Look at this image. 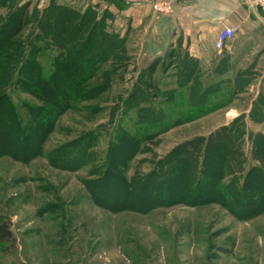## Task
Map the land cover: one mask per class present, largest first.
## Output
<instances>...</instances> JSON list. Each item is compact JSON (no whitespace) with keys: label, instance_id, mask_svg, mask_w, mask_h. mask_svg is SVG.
I'll return each mask as SVG.
<instances>
[{"label":"rangeland","instance_id":"obj_1","mask_svg":"<svg viewBox=\"0 0 264 264\" xmlns=\"http://www.w3.org/2000/svg\"><path fill=\"white\" fill-rule=\"evenodd\" d=\"M27 1L31 2L32 21L21 38L26 40L33 33L36 20L50 18L48 13L55 6L68 7L79 14L94 10V14L87 15L85 24L95 15L102 19L109 34L125 37L130 60L115 72L110 91L102 93L100 99L78 102L58 114L39 154L27 160L0 154V223H6L10 230L9 240L0 243V264H264V172L261 178L254 172L257 168L264 169V97L253 101L249 113L225 125L232 123L234 138L225 139L224 133H220L214 142L223 150L211 148L206 158L209 171L218 166L219 157L226 162L221 166L229 165L230 172L242 170L220 180L224 186L237 184L241 205L227 207L220 201L197 205L172 203L148 210L110 211L96 203L89 192L90 187L94 188L96 198L110 205L121 198L119 190L105 191L108 186L118 185L115 179L97 187L109 154L114 152V161L123 156L125 162L119 172L128 182L135 183L133 195L144 202L163 188L151 183L140 190L138 184L148 174L158 172L162 165L168 167L172 151L182 150L180 146L186 141L207 137L223 127L213 130L224 122V111L208 113L219 107L221 99L204 98L203 105L195 102L194 68L178 41L175 47L171 44L153 59L148 65L154 63L152 71L146 72L148 66H141L140 49L157 44L151 38L159 20L151 7L153 19L145 18L135 27L130 23L131 12L119 13L125 9L120 0ZM4 12L0 10L1 14ZM63 15L67 22L63 19L60 25L56 17L50 30L71 37L65 40L71 45L77 38L76 33L72 36L75 16L70 21L64 13L59 16ZM89 46L95 49L94 43ZM69 51L73 53L74 49ZM39 60L44 73H48L50 53L45 52ZM182 75L189 79L185 88L178 86ZM6 94L23 124L27 120L24 105H41L15 86L6 89ZM141 99H145L144 103ZM247 99L244 97L243 104ZM133 101L152 108L155 117L141 120L139 106L129 107ZM93 106L97 108L94 112ZM207 132L210 133L201 135ZM129 136L137 142L135 149L128 143ZM73 142L70 146L75 150L71 153L73 162L79 160L80 152L90 143L85 150L87 162L85 158L74 169L66 167L72 161L61 154ZM4 143L7 141L0 138V148ZM27 151L28 148L19 149L17 153L22 156ZM57 151L60 155L53 158L51 154ZM229 152L234 160L228 157ZM190 164V160H183V167ZM246 175L248 187L241 185ZM208 178L212 179L211 173ZM167 182L165 179L162 184ZM194 194L188 193L190 198ZM170 196L164 194L162 200ZM257 199L259 203L250 206L249 200Z\"/></svg>","mask_w":264,"mask_h":264},{"label":"trees","instance_id":"obj_2","mask_svg":"<svg viewBox=\"0 0 264 264\" xmlns=\"http://www.w3.org/2000/svg\"><path fill=\"white\" fill-rule=\"evenodd\" d=\"M119 3L121 7L125 5L121 0ZM30 6L31 2L27 0L24 2L22 0H0V10L5 11L4 14L0 13V138L7 141L0 148V154H6L20 160H27L40 153L41 144L52 130L58 114L73 107L78 102L101 98L102 93L110 91L112 87L110 81L115 76V72L125 67L130 60L125 37L121 38L117 34H109L102 19L97 18L95 15L93 20L89 19L88 25L85 24L87 15L89 13L94 14V10L79 14L71 8L55 6L56 8L48 13L51 16L50 18L36 20L34 22L36 28L32 30L33 33H30L26 40L21 38L22 31L32 21ZM61 13L68 15L70 21L73 20L71 17L75 16V22L72 25V36L76 33L77 38H74L71 45L65 43V40L71 37L61 35L64 32L50 30V27L54 28L55 22L53 19L56 17L60 25L63 19L67 22L66 16L63 15V18L59 16ZM89 43L95 44L94 50H91ZM68 49H74L73 53ZM45 52L50 53L48 73H44V67L39 60V57ZM106 64H109V66L105 67ZM115 67L118 68L115 70ZM153 67L154 63L148 66L146 72L152 71ZM179 78L182 81H179L178 86L182 87L188 81V78L183 75ZM9 85L20 88L23 92L30 94L32 98L41 102L40 106H32L27 103L24 105L27 117L24 124L20 121L15 106L6 94ZM144 100L141 99V102L144 103ZM137 106H139V103L134 101L129 105V107ZM91 109L93 112L97 110L96 106L91 107ZM139 112V118L145 121L156 115V112L150 107L139 106ZM220 133H224L225 139L234 138L232 123L221 127L217 132L207 137H195L186 141L180 146L182 150L178 148V151L177 149L172 151L168 160L171 162L170 164L167 163L168 167L165 164L162 165L158 172L148 174L144 178L145 180L138 184L140 190H144L151 183H154L155 186L160 185L163 188L144 202L136 200L138 197L133 195V191L136 189L135 183L131 180L128 182L119 172L120 167L124 166L121 165L125 162L123 156L121 160L117 157L114 161L113 151L109 154L107 168L98 180L97 187L100 188L108 180L115 179L118 185L115 188L108 186L105 191L110 193L112 189L119 190L122 193L121 198L110 205V202H100L96 198L94 188L90 187L89 192L95 197L96 203L110 211L122 209L148 210L158 205L172 203L197 205L218 203L220 201L227 207L229 205H241L243 202L240 201L237 184L227 183L224 186L220 183V180L225 175L231 176L242 170H232L230 172L229 165L226 168L221 166L226 164L222 157L216 159L218 166L216 168L213 166L212 171H209L210 167L206 163L209 149L218 147L219 150H223L222 146L214 142L219 139ZM127 138L130 140L128 143L130 142L133 149H135L136 140L134 139V141L131 136ZM74 144L75 142L68 144L69 147L66 146L67 149L64 148L61 153L66 159L69 157L72 161L70 165L66 166L67 168L73 167L72 169L79 167L81 161L88 157L85 150L90 145V143H86L84 151L80 152L79 160L73 162L74 155L71 153L75 150L70 146ZM25 148H28L26 154L18 155V150ZM185 149L187 150L184 151ZM59 152H53L51 156L53 158L57 157L60 155ZM228 154V157L232 156L233 158L231 152ZM234 154L236 155V151ZM184 159L190 160L189 167H183ZM87 160L88 158L85 159L86 162ZM254 172L258 178H261L264 169L262 167L257 168ZM210 173L212 179L208 178ZM246 177L247 175L241 182L244 187H248ZM165 179L168 182L162 184ZM189 192L195 193V197L190 198ZM164 194H172V196L162 200ZM262 199H264V196ZM138 201L141 203L138 204ZM249 203L250 206L257 205L259 200H249ZM138 205H142L141 208H137ZM9 238L10 230L7 224L0 223V243L9 240Z\"/></svg>","mask_w":264,"mask_h":264},{"label":"crops","instance_id":"obj_3","mask_svg":"<svg viewBox=\"0 0 264 264\" xmlns=\"http://www.w3.org/2000/svg\"><path fill=\"white\" fill-rule=\"evenodd\" d=\"M124 1L122 8L125 9H120L119 13L131 12L132 26L137 27L145 18L153 19L148 4L140 0ZM171 2L172 13L157 18L159 27L151 38L157 44L140 49L141 66H148L171 44L175 47L174 43L178 41L194 68V87H189L195 90V102L203 105L206 104L204 98L221 99L217 109L208 111L225 113L224 122L213 130L249 113L253 101L264 97V18L259 8L253 0ZM135 8H139L138 12ZM224 26L235 28L236 32L221 50H216L214 43ZM244 97L248 99L243 104Z\"/></svg>","mask_w":264,"mask_h":264},{"label":"built area","instance_id":"obj_4","mask_svg":"<svg viewBox=\"0 0 264 264\" xmlns=\"http://www.w3.org/2000/svg\"><path fill=\"white\" fill-rule=\"evenodd\" d=\"M143 3L149 4L153 14L156 18L162 15L169 14L172 11L171 0H140ZM255 5L261 11L262 17L264 18V0H253ZM236 32L235 28L228 26L222 27L220 32L217 34L216 41L214 43L216 50H221L223 45L231 40Z\"/></svg>","mask_w":264,"mask_h":264}]
</instances>
